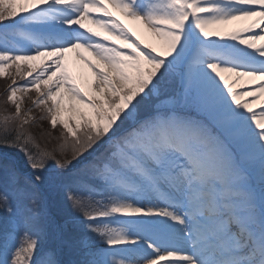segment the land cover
<instances>
[{
  "label": "snow or ice",
  "instance_id": "snow-or-ice-1",
  "mask_svg": "<svg viewBox=\"0 0 264 264\" xmlns=\"http://www.w3.org/2000/svg\"><path fill=\"white\" fill-rule=\"evenodd\" d=\"M16 4L0 0V76L15 67L0 124V264H264V104L251 107L264 96V0ZM254 17L259 31L217 27ZM77 50L96 61L77 52L91 93L64 64ZM225 74L259 83L236 91ZM33 90L24 111L17 93ZM34 109L53 130L70 114L52 151L26 130Z\"/></svg>",
  "mask_w": 264,
  "mask_h": 264
},
{
  "label": "rangeland",
  "instance_id": "rangeland-1",
  "mask_svg": "<svg viewBox=\"0 0 264 264\" xmlns=\"http://www.w3.org/2000/svg\"><path fill=\"white\" fill-rule=\"evenodd\" d=\"M5 7H7V4H5ZM16 7L18 10L19 9V0H17ZM97 31L100 32V36L104 37L107 41L112 42V43L116 44L117 46H120L122 49L127 48V46L122 44L119 40H114L113 37L106 36V34L103 31H101L100 29H97ZM68 57L70 58V60L67 61V59H66V63H65L66 68L71 72V74L73 75V77L76 80L77 85L81 88V90L85 93H91L94 80L92 82L89 81L88 83H86L87 81L84 82L83 80H81L82 75H81V73H79L77 71V66H83L82 65V63H83L85 65V71L88 70L91 72V70L87 67V65L84 63L83 60H81L79 58L77 59V57L74 56L72 53H70ZM46 59L47 58H44V59L40 58L38 60L31 61L29 63L32 64L34 70H39L40 66L42 65V63ZM91 60L94 64L96 63L95 59H91ZM22 70L25 72H27L29 70L27 64L23 65ZM14 75H15V67H12L10 69H6L5 74L3 76H0V97H1L0 100H2V99L5 100V97H4L5 96V87L7 84H9L11 82V78ZM17 83L22 84V83H24V80L17 77ZM83 83H86V84L84 85ZM2 90H4V91H2ZM62 94H63V92H62ZM36 96H37V93L35 92V90L27 93L26 95L23 93H19V92L17 93L18 98L23 97L24 102L22 104V109L24 111H27L28 109L33 108L32 99H35ZM29 97H31V99H29ZM49 103H51V102H49ZM6 105L8 108H5V109H7V112L9 114L14 112V106L13 105H11L10 103H8ZM65 106H67V99H65ZM77 107H81V106L77 105ZM82 110L83 111H89L88 109H82ZM4 113H5V110H4ZM41 114L42 113H41L40 109H34L32 111L31 115L36 117V120L31 121L29 123V125L26 126V130L32 136H36L35 142L39 145L40 149L51 151L52 148H54V149L57 148L58 140L56 138L59 137L60 132L63 130L62 125L60 124L59 120L61 118L68 120L70 114L68 112L62 113V117L58 118L57 127L55 130H53L51 128V126L47 120H44V121L39 120V117ZM2 121H3V115L1 117L0 124H2ZM69 122L72 123L73 125L75 124L74 120H71ZM45 133H51V135H45Z\"/></svg>",
  "mask_w": 264,
  "mask_h": 264
},
{
  "label": "bare ground",
  "instance_id": "bare-ground-1",
  "mask_svg": "<svg viewBox=\"0 0 264 264\" xmlns=\"http://www.w3.org/2000/svg\"><path fill=\"white\" fill-rule=\"evenodd\" d=\"M115 14L119 17V19L129 28L130 32L133 34V36L142 43V45H148L150 48L155 47L158 51L161 52V54H166V50L162 44V42L155 37L151 32H149L143 24L139 22H135L132 20H129L125 17H123L118 11L115 10ZM259 17H254L250 19H244V20H236L232 21L228 25H221L217 26L219 29L226 31V32H232V31H237L241 29H245L248 27H252L253 31H259V27H254V22L258 21ZM213 29H209V32L211 33ZM244 36H247V33H243ZM79 52V55L83 53L82 50H77ZM66 56V55H65ZM82 56H87V57H92L89 53H84ZM78 58V54H77ZM50 59V58H49ZM94 59V58H93ZM83 66H77V71L81 73L82 78L84 82L88 83L89 81L92 82L95 80V77L93 76L92 72L90 71H85V65L82 63ZM226 77L229 79L230 82H235L237 79H239L238 83L234 84V90L239 91L242 90L244 87H254L257 86L259 81H249L248 78H237L234 76H229L228 74H225ZM86 83H83L84 85ZM252 99V98H250ZM264 104V96L261 97L260 101L257 103H254L253 105L258 106L257 110L259 109L260 105ZM254 106V107H255Z\"/></svg>",
  "mask_w": 264,
  "mask_h": 264
},
{
  "label": "trees",
  "instance_id": "trees-1",
  "mask_svg": "<svg viewBox=\"0 0 264 264\" xmlns=\"http://www.w3.org/2000/svg\"><path fill=\"white\" fill-rule=\"evenodd\" d=\"M2 91H4V90H2ZM3 97V96H2ZM5 97V100H6V96H4ZM3 97V98H4ZM1 98V97H0ZM5 100L4 99H2V100H0L1 102H0V120H1V117H2V115L4 116V110H5V108H8L7 107V105L5 104ZM34 138H36V136H33ZM54 148H52V150H53ZM51 150V151H52ZM3 151H7V152H14L15 150H13V149H4ZM18 154V153H17ZM19 155V154H18Z\"/></svg>",
  "mask_w": 264,
  "mask_h": 264
}]
</instances>
